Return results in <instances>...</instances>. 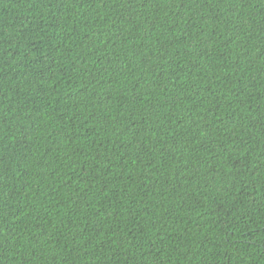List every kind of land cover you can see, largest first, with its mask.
Listing matches in <instances>:
<instances>
[{"label": "trees", "instance_id": "trees-1", "mask_svg": "<svg viewBox=\"0 0 264 264\" xmlns=\"http://www.w3.org/2000/svg\"><path fill=\"white\" fill-rule=\"evenodd\" d=\"M0 264H264V0H0Z\"/></svg>", "mask_w": 264, "mask_h": 264}]
</instances>
